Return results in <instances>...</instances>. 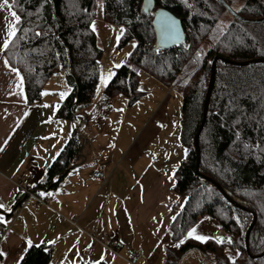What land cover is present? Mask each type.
<instances>
[{
  "label": "trees",
  "instance_id": "obj_1",
  "mask_svg": "<svg viewBox=\"0 0 264 264\" xmlns=\"http://www.w3.org/2000/svg\"><path fill=\"white\" fill-rule=\"evenodd\" d=\"M223 1L232 10L241 7L240 12H235L242 17L264 16V0H243L238 6H235L237 0ZM16 2L14 10L21 16V23L3 55L23 76L27 103L39 101L45 82L53 73L63 71L71 90L57 107L55 116L78 117L79 126L86 124L102 54L97 35L90 27L96 13V0ZM101 3L102 19L123 27L118 48L131 40L135 42L132 55L121 67L114 68L112 78L104 86L105 95H124L131 105L141 96L140 71L167 87L190 73L180 91L179 139L186 154L174 171V190L185 201L169 224L171 241L182 240L204 215L215 219L232 240L225 245L212 238L206 242L186 238L179 247L165 246L164 263L176 264L182 254L196 248L211 254V264H264V62L234 66L216 61L206 118L198 136V171L218 183L242 208L232 205L213 183L197 175L193 143L209 81L211 57L217 55L235 61L264 57V22L248 24L236 20L218 0H153L150 12L143 10V0H101ZM159 8L177 17L185 33L184 42L170 49H156L154 45L152 18ZM225 17L226 28L214 44L203 51L201 44L214 25ZM36 31L44 35L37 37ZM198 50L202 51V57L200 65L194 66L193 56ZM237 132L239 137L235 135ZM81 145L82 137L75 128L47 167L44 179L33 185L34 191L56 185L77 161ZM207 189L212 190L211 195ZM21 202L17 200L15 208ZM11 215L0 209L3 219L0 237ZM237 217L241 219L239 224ZM253 217L246 245L245 233ZM32 245L24 251L20 264H48L52 245ZM226 248L238 252L233 260Z\"/></svg>",
  "mask_w": 264,
  "mask_h": 264
},
{
  "label": "crops",
  "instance_id": "obj_2",
  "mask_svg": "<svg viewBox=\"0 0 264 264\" xmlns=\"http://www.w3.org/2000/svg\"><path fill=\"white\" fill-rule=\"evenodd\" d=\"M10 20V14L0 10V47L7 38ZM3 51L0 50V203L12 215L0 237V250L8 254L0 258V264L5 260L6 264H17L28 240L52 245L48 264H77L82 248L92 244L86 233L91 228L104 233L119 231L121 243L128 248L148 241L155 249L147 253L145 248L146 260L154 264L155 253L164 245L175 246L189 238L187 233L193 227L197 234L209 238L223 231L215 219L204 215L182 240L170 239L169 224L185 201L174 190V171L186 154L179 139L180 114L174 138L166 139L167 128H161L165 118L167 126L170 107L165 101L172 86L140 71L141 96L134 104L128 105L121 94L105 95L104 88L99 93L95 91L87 108L88 121L79 126L78 117L55 116L71 90L63 71L53 73L39 101L28 104L15 73L3 64ZM60 93L65 94L63 99ZM24 112L29 115L25 117ZM158 119L161 126L157 125ZM75 128L82 137L77 161L56 185L38 189L44 203L35 205L33 199L22 195L19 182L24 178L32 185L42 181ZM5 139L7 145L3 143ZM97 166L106 175L103 182L90 178ZM19 199L22 202L15 208ZM94 248L89 259L104 262L100 261L104 247L95 244ZM121 251L126 253L125 248Z\"/></svg>",
  "mask_w": 264,
  "mask_h": 264
},
{
  "label": "rangeland",
  "instance_id": "obj_3",
  "mask_svg": "<svg viewBox=\"0 0 264 264\" xmlns=\"http://www.w3.org/2000/svg\"><path fill=\"white\" fill-rule=\"evenodd\" d=\"M243 0H237L235 3V6H238ZM102 3L101 0H96V6H95V16L93 20L96 22V28L97 31L95 32L97 35L98 43L100 47L102 48V54L101 58L99 60V74H98V80H97V86H96V93H99L105 85H102L100 82V75H104L105 77L108 76V73L114 72V68L116 64H122L127 61L128 53L131 52L133 48V44H135L134 40L129 41L126 45H124L122 48H118V42L120 36L122 35L121 29L123 27L121 25L117 24H110L108 22H105L102 17H101V12H102ZM226 17L223 18L221 21L217 22L214 27L211 29L209 34L207 35L206 39L203 41L201 44V49L205 51L209 47H211L216 39L219 37L222 31L226 28ZM200 52L201 56L200 59L197 61L196 60V53ZM195 55L193 56V61H194V66H199L201 57H202V51L198 50L196 51ZM188 68L184 73H186ZM183 73V74H184ZM143 74V73H142ZM190 74V73H189ZM189 74H185L182 79L178 82H175L172 87L167 91L170 96H168V99L165 101V105H169L170 111L167 116V126L165 125L166 118L163 120V125L161 124V121L158 119L157 120V125L161 126V128H167L164 129V132L168 133V136L165 138H174L173 134V129L178 126V117L180 114V104H181V86L183 82L187 79ZM160 91V88H158ZM157 91L156 93H159ZM154 92V90L152 91ZM158 117V116H157ZM176 124V125H175ZM178 133L176 134L177 137ZM222 230V229H221ZM227 233V232H226ZM229 238H231L230 234L227 233L223 237V244L227 245L229 244ZM215 241L218 239L212 238ZM136 244V242L132 243ZM141 246L144 249L146 248V252H152L155 249V245H151L148 243V241L144 240L141 241ZM100 246V245H99ZM166 245L163 246L162 251H159L155 253L156 261L154 264H165V253H164V248ZM103 252V257L100 259V261H104L106 264H130L127 261H125L122 257L116 256L106 248L102 250ZM226 253L230 257L231 260L235 258L238 252L233 253L229 248H226ZM121 254L124 255V252L121 251ZM151 254V253H150ZM149 254V255H150ZM146 256V255H145ZM80 259L78 260V262ZM99 261L95 262L92 259L88 258V263L89 264H97ZM212 262V256L211 254H204L200 250L196 248H191L188 251H186L184 254L180 256V258L177 260L176 264H211Z\"/></svg>",
  "mask_w": 264,
  "mask_h": 264
},
{
  "label": "water",
  "instance_id": "obj_4",
  "mask_svg": "<svg viewBox=\"0 0 264 264\" xmlns=\"http://www.w3.org/2000/svg\"><path fill=\"white\" fill-rule=\"evenodd\" d=\"M218 1L222 4V6H224L226 8V10L230 13V15L236 20H239L243 23H248V24H255V23L264 22V16L260 17V18H255V19L242 17V16L238 15L235 11H233L231 9V7L229 5H227L223 0H218ZM142 7H143L144 11H145V9H147V11H145V12L152 11L153 0H143ZM161 13H163V15H161ZM173 20L176 22L175 23V32L177 33L178 38H169L168 37L167 29H168V26L170 25V22ZM152 26H153V29L155 32V44L154 45H155L156 49H170L175 45H179V44L183 43L185 40V33H184V30H183V27H182L180 20L177 17H175L171 12H169L168 10H166L164 8H159V9H156L154 11V15L152 18ZM217 60H220L224 63L234 65V66H246V65L259 63V62H264V57L253 58V59L244 60V61H235V60L225 58L222 56H217V55H214L211 57V59H210V76H209V81H208V85H207L206 92H205V98L203 101L201 119H200L199 126L197 128V131L195 132V135L193 138L194 148L196 151L195 170L197 172V175L199 177L206 179V180L210 181L211 183H213L215 185V187L218 189V191L221 193V195L227 201H229L232 205H234L238 208H242V206L240 204H238L236 201H234L221 188V186L218 183H216L210 177L203 175L198 171L199 159H200V157H199V146H198V136H199V133L201 132V130L203 128L204 121L206 118L208 103H209V99H210V95H211V91H212V87H213V83H214V78H215V69H216V61ZM253 224H254V217H253V220L251 222V225L249 226V228L247 229V231L245 233V244L246 245H247L248 236H249V233H250V230H251ZM246 252H248L247 248H246Z\"/></svg>",
  "mask_w": 264,
  "mask_h": 264
},
{
  "label": "snow or ice",
  "instance_id": "obj_5",
  "mask_svg": "<svg viewBox=\"0 0 264 264\" xmlns=\"http://www.w3.org/2000/svg\"><path fill=\"white\" fill-rule=\"evenodd\" d=\"M45 3H47V0H45ZM17 6V2L16 0H0V10H6L9 14H10V17H11V20L7 23V27H6V31H7V38H5L3 40V44H2V47H0V50H7L9 49L10 47V44L12 42V38L15 37L17 35V31H18V26L19 24L21 23V16L17 14V11H15V7ZM101 7H103L101 5ZM234 11L236 12H240L241 11V7H235L233 9ZM86 11V10H85ZM145 11H147V9H145ZM161 15H163V13H161ZM4 19L7 21L8 20V17H4ZM175 21H171L170 22V25L168 26V29H167V33H168V37L169 38H178V35L177 33L175 32ZM90 27L92 29L93 32H96L97 31V28H96V22L93 20L90 22ZM124 30L121 29V32H123ZM35 35L37 37H40L42 35H44V33H42L41 31H36L35 32ZM119 39V37H118ZM133 47H135V45L133 44ZM127 55L131 56L132 53H128ZM200 56H201V53L200 52H197L196 53V60L198 61L200 59ZM3 64L6 68H10V71L12 73H15L17 79L19 80V84H18V87L21 89V95H23V87H24V78L23 76L21 75L20 71L15 68V67H11L10 66V61L5 59L3 61ZM122 65L121 64H116L115 67L116 68H119L121 67ZM139 74V73H137ZM112 75L113 73L109 72L108 73V76L105 77L104 75H100L99 79H100V82L102 85H107L109 80L112 78ZM44 95H47L48 93H43ZM64 93H60V96L61 98L63 99L64 98ZM231 103V101H230ZM47 107V105H46ZM122 111V109H120ZM23 115L26 117L29 115L28 112H24ZM75 126V125H73ZM235 135L237 137H239L240 133L237 132L235 133ZM5 145H7L8 143V139H5V141L3 142ZM248 146L245 145V148H247ZM0 151H3V148H0ZM59 154V153H58ZM208 193L211 195L212 194V190L211 189H207ZM40 195H45V193H41ZM47 195H51V193H47ZM5 206L0 203V209H4ZM8 211H10V209H7ZM173 219H175V217H173ZM236 219V223H241V219L240 218H235ZM0 222H3V219L0 218ZM188 237L189 238H192V239H195V240H198L200 242H206L209 237L208 236H205V235H199L197 234V229L195 227L191 228L188 233H187ZM223 242V238L221 237L220 239L217 240V243H222ZM180 243H183V241H180ZM229 243H232V240L231 238H229ZM27 245L29 247L33 246L32 245V241L31 240H28L27 241ZM176 247H179V244L175 245ZM8 254L3 251V250H0V258H6ZM24 257L23 255H21L19 257V259L17 260V264H20L21 261H23ZM5 264H6V260H5ZM233 264H235V262H233Z\"/></svg>",
  "mask_w": 264,
  "mask_h": 264
},
{
  "label": "built area",
  "instance_id": "obj_6",
  "mask_svg": "<svg viewBox=\"0 0 264 264\" xmlns=\"http://www.w3.org/2000/svg\"><path fill=\"white\" fill-rule=\"evenodd\" d=\"M90 178L99 182H103L106 178V175L103 169L97 166L91 171ZM18 186L22 195L27 199H33L35 201V205L44 203V200L41 199L38 193L34 191L33 185L30 183L28 178L22 179ZM86 233L92 239V244L82 248L80 252L82 263L88 262V258L94 254V245L99 244L116 256L122 257L130 264H148L143 247L140 245L134 248H128L124 246L120 241L119 231L114 230L111 233H104L96 232L93 228H91L90 230L86 231ZM223 235H227V233L222 231L220 234H216L214 238L220 239L221 237L223 238ZM122 248H125L126 250L124 255L121 254Z\"/></svg>",
  "mask_w": 264,
  "mask_h": 264
},
{
  "label": "bare ground",
  "instance_id": "obj_7",
  "mask_svg": "<svg viewBox=\"0 0 264 264\" xmlns=\"http://www.w3.org/2000/svg\"><path fill=\"white\" fill-rule=\"evenodd\" d=\"M225 235H223V237H224Z\"/></svg>",
  "mask_w": 264,
  "mask_h": 264
}]
</instances>
